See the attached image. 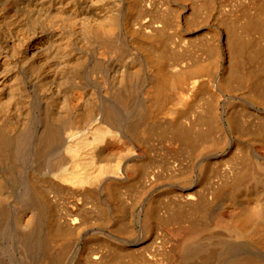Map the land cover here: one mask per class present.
<instances>
[{
  "label": "bare ground",
  "instance_id": "bare-ground-1",
  "mask_svg": "<svg viewBox=\"0 0 264 264\" xmlns=\"http://www.w3.org/2000/svg\"><path fill=\"white\" fill-rule=\"evenodd\" d=\"M138 6L0 0V264H123L148 260L145 244L167 264H264V154L216 136L234 134L225 92L244 85L251 99L237 100L264 143V87L249 83L259 51L246 45L264 39L227 40L219 72L215 45L166 67L152 3ZM257 13L247 31L264 29ZM222 161L224 185L203 196L198 182Z\"/></svg>",
  "mask_w": 264,
  "mask_h": 264
},
{
  "label": "rangeland",
  "instance_id": "rangeland-1",
  "mask_svg": "<svg viewBox=\"0 0 264 264\" xmlns=\"http://www.w3.org/2000/svg\"><path fill=\"white\" fill-rule=\"evenodd\" d=\"M172 1L174 3L180 4L181 7L184 9H176L177 6H175L174 8L171 5V0H152V1L150 0V2L152 3V8L150 14L146 16L148 18L151 17L150 19L154 20L155 22H158L157 24L160 25L161 28L163 27V31L157 36V39H160L159 41H161L160 43L161 48L163 47L165 49L164 51L167 54V57L169 55L171 56V59H168L169 61L166 62V67H169V65H172V63L173 65H176L178 59L179 62L181 61L183 63L185 62L187 63L191 61L190 64H193L194 62H199L200 59L202 58L206 59L205 57H207V55L204 53L205 52L204 50L207 49L206 48L207 46L210 47V45H212L211 47L212 48L216 47L215 50L220 55V56L217 55L218 58L220 57L218 60L219 62H217V57L216 59L213 58L212 60V65L214 67L216 66L217 68L216 67L215 68L218 69L217 71L219 72L226 67L225 65H227V61H228L227 60L228 55H226L228 54L226 53L228 52V49L226 48L227 40L235 39L236 41L239 40V42L245 40V42L242 41V43L246 44L247 43L246 39L247 41L248 39H264V29L259 28L257 31H247L245 29L249 21L257 19V14H258L257 12L264 8V0H172ZM137 3H139L140 6L141 0H137ZM139 6L134 11L135 16H141L140 15L141 7ZM167 7L169 9H167ZM142 18H145V15L142 16ZM246 45H249L250 48V49L247 48V54L249 52L248 57L251 56L250 58L255 59L254 55L257 53V51H259L256 54V59L259 57L257 61L258 66L254 63V65H256V67L259 68V72L256 73L257 74L256 76L252 77L250 82L248 80V82L251 83V81H256L258 84L261 83V86L264 87V69L260 71V68L263 67L261 65L262 63L261 60L264 58V54H263L264 49L261 48L262 46L256 42H248ZM256 47L257 48L259 47L260 50L257 49ZM167 51L169 52V54L167 53ZM202 53L205 57H203ZM172 56H174V58ZM169 62L172 63L170 64ZM258 62L260 63L258 64ZM228 87L230 88L228 89V91L229 93L231 92L230 93L231 95H229L226 92L225 95L228 97L236 96L235 97L236 100H233L235 103L233 102L232 104L229 105L230 106L229 109L226 108V110L227 109L228 110H227V115L224 116V118L226 117L228 119L232 118V121L236 129H234V134L231 136L232 141L229 136L224 135L225 139L227 140L226 141L222 137V134L221 133L219 134V132L216 131L218 133L216 134V136L218 137L217 139L219 140L218 144L220 145V148L222 150L223 149L230 150L231 148L233 151L234 149L233 141L236 140L235 143L238 142L236 144L237 145L241 144L240 146H242V148L245 149L246 142L250 140L252 143L251 144L252 149L258 152L260 155H263L264 150L262 149H264V143H257V144L255 143V133L258 128H257V120L255 119L254 113L251 112V109L245 103L238 101V100L251 99L248 95H246L247 92L246 87L244 85L238 86L237 84H233L231 86L228 84ZM255 103L259 104V106L261 107L264 106L258 100H256ZM224 104H225L224 102L220 103L221 106L219 110L221 113H223ZM220 138H223L224 141ZM224 166H225L224 161L217 164L216 166L215 165L210 166L211 168L208 169V174L204 176V178L200 182H198L196 175H193V177L191 175L192 179L196 180L199 183L198 191L201 192L203 196L214 195L215 189H217L218 187H222L224 185L223 183L225 182L224 174H223ZM140 196L141 195H137V198H139ZM155 196L145 195V197L143 198V202L145 203L148 202V205H151L152 207L159 210V208H162L161 202L163 200L161 199L163 197L161 195H158L161 197L156 196L157 198H159L158 200ZM134 197L131 198V200H134ZM156 201L158 202V204ZM152 203L155 206L152 205ZM174 204H175V200H173V198L171 203L168 204L163 203V209H162L163 213L167 212V210L168 213H170L169 211L172 208L173 209L175 208ZM145 249H146V253L148 250L150 251V254L148 253L149 256L148 260L144 258L145 256L143 257V254L136 253L137 255H140V257L135 254L133 255L131 254L132 256L131 255L126 256L127 258H123L121 259V261L123 262V264H167L168 263L167 262L168 259L166 258V256L163 259L159 255L164 249H159V246L155 244H149V245L145 244ZM134 255L137 257H135ZM112 264H120V263L112 262Z\"/></svg>",
  "mask_w": 264,
  "mask_h": 264
}]
</instances>
